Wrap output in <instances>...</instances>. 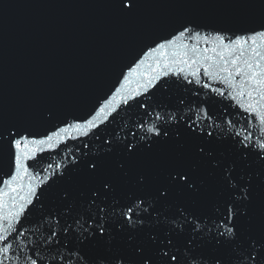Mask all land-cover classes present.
Returning a JSON list of instances; mask_svg holds the SVG:
<instances>
[{"label": "water", "instance_id": "water-1", "mask_svg": "<svg viewBox=\"0 0 264 264\" xmlns=\"http://www.w3.org/2000/svg\"><path fill=\"white\" fill-rule=\"evenodd\" d=\"M261 22L264 0H141L131 16L121 15L112 0H0V123L16 124L26 138L22 145L28 142L27 174H18L14 165H9L7 145L0 153V212L17 210L12 198L17 206L23 203L20 197L32 201L14 223L20 235L17 237L15 231L7 234L13 250L19 248L33 256L38 253L42 264H84L82 257L94 259L103 251L80 242L81 236L87 235L84 228L91 223L89 213L96 223L112 227V246L124 248L130 233L121 231L118 221L120 213L131 207L146 218L138 239L148 244L147 232L163 239L167 228L185 224L182 235L173 234V240L181 249L180 264H192L187 249L201 251L194 246L200 243V236L192 245L185 244L192 233L178 212L182 210L188 221L199 224L205 240L215 235L217 218L224 201L230 198L229 189L219 182V169L216 176L208 178L209 190L204 196L188 200L177 193L167 206L157 202L151 186L132 183L118 185L107 201L97 199L91 205L89 186L81 178L89 160L116 161L123 158L125 144H146L154 138L146 129L154 125L161 132L167 129L173 140L179 131L182 140L204 144L221 165L236 160L237 177L251 174V228L255 233L264 231V165L255 156L256 152L264 153L260 147L264 144V121L246 108L248 103H255L256 94L250 100L238 96L235 87L212 80L205 71L211 61L197 57L195 65L181 62L193 46L210 50L216 47L213 38L217 34L225 36L228 43L229 37L260 30ZM182 25L190 26L191 32L178 40L175 48L151 51L159 43L175 39ZM196 32L201 34L199 38H189ZM163 70L169 74L164 75ZM194 71L196 76L192 75ZM240 79L236 77L233 83L238 84ZM149 80L151 84L145 89ZM205 84L218 91H211ZM109 102L112 107L105 109L106 120L98 119L87 134L83 128L76 130V124H85ZM259 110L264 111V101ZM48 136H53L52 148L47 143H30L47 141ZM244 137L249 139L239 143ZM245 145L252 154L246 162L239 161V150ZM107 171L111 173L112 165ZM202 172L207 175L206 169ZM29 185L34 190L31 196ZM96 205L105 211H97ZM157 217L160 225L148 228L147 221ZM51 229L58 235L47 244L44 238L50 236ZM3 243L0 241V246ZM9 255L5 264H24L22 255L19 260ZM234 261L254 264L244 248L237 249ZM196 264H202L199 256Z\"/></svg>", "mask_w": 264, "mask_h": 264}, {"label": "snow or ice", "instance_id": "snow-or-ice-1", "mask_svg": "<svg viewBox=\"0 0 264 264\" xmlns=\"http://www.w3.org/2000/svg\"><path fill=\"white\" fill-rule=\"evenodd\" d=\"M121 15L131 16L141 3V0H112ZM182 31H179L175 39H168L159 43L152 52H163L169 47H176V42L185 37L186 33L191 32L190 26L182 25ZM259 29H253L251 35H241L234 39L228 38V43H225V36L217 34L213 39L216 47L203 51L193 46L191 52H185L183 55L187 59L182 63L195 65L197 57L207 63L205 71L212 80H220L222 83L228 84L230 87H235L238 96H247L250 100L253 99L255 92V103L246 105L247 111L257 113L261 121H264V111L259 110L260 102L264 101V22L259 24ZM200 33L196 32L191 39L200 37ZM206 39V38H205ZM187 47V46H185ZM217 49H221L219 52ZM211 51L213 55H204V52ZM214 68L215 71H207ZM164 75H168L167 70H163ZM181 71H183L181 69ZM193 76L197 73L192 72ZM236 77H241L238 84L233 82ZM196 83H200L197 79ZM151 84L148 81L144 87L147 89ZM204 87L211 91H218L212 88L211 84H205ZM155 87V85H153ZM247 88V91L245 89ZM127 103V100L124 101ZM111 103H107L99 108V111L85 124H76V130L81 128L87 129L95 127L98 119L106 120L108 113L106 108H111ZM141 127H143L141 125ZM147 133L154 134V138L149 139L146 144H137L139 147H134L131 142L124 145L123 158L110 161L106 159L89 160L83 170L82 177L89 186L91 196L90 204L95 205L97 199L107 201L110 194L116 191L120 184L132 183L138 187L151 186L156 193L154 197L158 203L167 206L171 198L179 193L184 194L188 200L204 196L209 190V177L216 176V169L220 170L219 182L229 189L230 198L224 201L223 212L218 217L217 230L215 235H210L205 238L200 235L199 224L194 221H188L187 215L181 210L179 216H183L184 221L188 224L191 231V237L185 241L186 245H192L197 236H200V243L194 246L201 249L198 253L192 252L191 248L187 251L192 254V264H196V258H202V264H235L234 257L238 248H244L247 251V256L254 264H264V231L255 233L252 231L251 224L253 217L249 213V205L252 202L251 189L253 176L236 175L237 161L234 160L227 165H221L214 161V154L211 149L206 148L204 144L195 141H186L181 139V133H175L176 139L169 137V132L165 129L161 132L157 126L148 127ZM190 134L195 137V132L189 129ZM135 135V134H133ZM209 136L212 134L209 133ZM145 137H141L144 140ZM249 137H244L239 143L243 144L244 140ZM26 138L20 134L16 124L0 123V153L3 152L4 146L7 145L9 152L8 163L15 167L16 172L28 173V168L25 166V160L28 158L27 143L22 145V141ZM53 136H48L45 140H32L30 143L43 146L48 144L49 148L54 147L51 141ZM155 146V147H154ZM260 147L264 149V144ZM13 149L15 152L13 153ZM143 149V152H141ZM42 150V148H41ZM112 149L109 148L108 152ZM252 153L249 152L248 146L239 150V161L246 162ZM257 161L264 165V153L256 152ZM112 165V171L109 173L107 168ZM250 166V165H248ZM51 167V165H49ZM60 167V165H57ZM202 169L207 170V175H204ZM61 177L63 173L60 174ZM257 175H259L257 173ZM15 179V177L13 178ZM240 181H244L241 186ZM13 191H16L13 189ZM33 189L29 185L28 196H31ZM233 193H239L233 195ZM3 194L0 193V196ZM67 195V193H65ZM23 203L18 206L15 204V198H12V205L17 208L16 211L9 210L7 214L0 212V241H3V246H0V264H5L12 258L19 260L20 256L24 257V264H42V258L38 253L29 255L27 252H21L19 248L13 250V244L7 242L10 234L15 231L16 236L20 232L14 228V223L25 212V205L31 204V199L20 197ZM138 199V198H137ZM143 203V201H140ZM3 208L2 200H0V209ZM97 211L103 213L105 210L96 205ZM136 216V219L133 217ZM101 221L104 216L99 217ZM89 221L84 231L87 235H82L80 242H88L96 248H103V251L96 255L94 259L88 258L84 260V264H169L175 262L180 264V247L173 240V234L177 237L182 235L185 230V224H175V227L167 228L164 238L161 239L158 235L147 232L146 239L151 243H146V240L138 239L140 233L144 232L146 218L141 217L139 211H134L128 207L127 211L120 213L118 221L121 231L129 232L126 238L124 248H114L112 241L115 237L112 234V227L105 226L103 223H96L95 219L89 213ZM113 222L115 214L113 213ZM79 223V221H77ZM160 219L154 218L147 221V227L152 228L159 226ZM179 229V231H177ZM67 231V230H65ZM50 236L44 238V242L50 244L56 239L58 233L55 229L50 230ZM134 233V234H133ZM255 233V235H253ZM15 237H13V240ZM58 243V241H57ZM259 245V247H256ZM207 246V250H203ZM147 248V251H145ZM164 249H167L165 251ZM171 253V254H170ZM79 255V253H77ZM130 255H135L136 259H131ZM55 259V257L53 258ZM61 260L63 257L60 258Z\"/></svg>", "mask_w": 264, "mask_h": 264}]
</instances>
